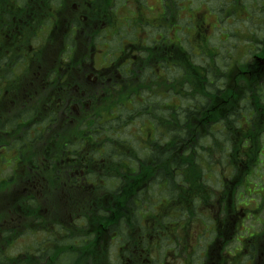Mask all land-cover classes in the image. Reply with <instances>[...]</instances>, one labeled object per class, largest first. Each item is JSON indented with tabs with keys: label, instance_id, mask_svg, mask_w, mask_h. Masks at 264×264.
<instances>
[{
	"label": "flooded vegetation",
	"instance_id": "af4514ba",
	"mask_svg": "<svg viewBox=\"0 0 264 264\" xmlns=\"http://www.w3.org/2000/svg\"><path fill=\"white\" fill-rule=\"evenodd\" d=\"M84 3L14 0L4 7L0 1V264H67L68 237L72 236L66 229L68 210L76 211L75 219L80 220L84 203L90 204V198L84 200L87 192L99 187L94 172L113 176L112 179L117 176L114 169L106 171L101 166L105 160L104 151L99 148L100 137L87 134L106 126L101 125L99 116L114 104L116 87L131 93L128 102L133 110L145 111L151 118L152 107L164 109L163 93L159 90L163 89L166 73L179 74V41L165 36L163 31L157 32L155 40L145 32L137 43L123 39L120 48L103 56L110 46L104 43L99 47L96 40L100 22H106L98 10L86 8ZM51 14L61 17L63 23L45 19ZM199 18L200 23L193 21V30L200 43L206 44L211 22L207 23L205 15ZM255 24L264 25V6L258 8ZM113 28L109 30L116 34L118 27ZM140 41L154 45L145 48ZM263 45L264 39L258 40L257 52L264 58ZM247 73H251L248 67L240 71L242 78ZM153 84L156 86L151 87ZM144 87L149 95L136 93ZM175 102L173 99L172 104H165L168 111L178 107ZM149 118L153 129L147 132V144L143 146L148 159L135 161V149L127 146L125 153L130 164L122 173L129 177L119 176L120 180L129 181L137 175L139 190L145 186L140 183L145 168L159 169L151 153L165 147L171 138L165 133L164 139L155 142L159 127ZM176 127L178 121L173 125ZM66 138L77 140L73 148L60 150L51 143ZM101 138L103 142H115L111 136ZM42 152L45 154L40 157ZM61 154L63 158L52 159ZM4 171L7 172L3 174ZM36 192L43 194V199H35ZM37 202L46 206L47 216H51L53 203L55 208L59 206L62 229L26 228L30 217L24 219V207L35 213ZM70 219L74 221L73 215ZM27 234L42 238L24 252H15L13 244ZM76 243L80 245L82 240L77 239Z\"/></svg>",
	"mask_w": 264,
	"mask_h": 264
},
{
	"label": "trees",
	"instance_id": "16d2710c",
	"mask_svg": "<svg viewBox=\"0 0 264 264\" xmlns=\"http://www.w3.org/2000/svg\"><path fill=\"white\" fill-rule=\"evenodd\" d=\"M0 1L1 6L6 7L8 4L12 5L14 0ZM82 1L88 3L92 9H98L104 21L111 22L110 15L115 10V0ZM180 52L184 58L187 56L185 51L180 50ZM182 68L186 70L185 68H189V66L184 64ZM198 69V67L195 68L194 75L202 82L203 75L198 73ZM227 79L229 80V77ZM202 83L204 84V82ZM205 91L203 88L194 91V93L199 92L204 95L205 105L201 110H185L180 114L183 120L179 122L178 127L168 126L169 136L179 134L180 141H183L178 149L180 154L174 160L171 159L175 143L170 142L165 144V147L158 148L154 153H151L150 157H152L154 165L158 167L163 163L165 167L163 170L155 171L153 168L146 167L141 173L143 180L140 181L145 186L140 190L138 189L137 175L118 185L115 184L117 183L116 179L108 180L105 174L93 173L94 180L99 184V187L87 192L84 200L90 198V204L84 203L81 212L82 219L78 222L75 219L76 211L68 210L66 229L72 234L69 238L74 239L79 236L81 237L79 239L82 240L80 245L77 244L79 250L72 252L73 259L70 264H159L161 245L169 240H174L178 244L180 240H185L192 228L189 223L196 218L200 219V217H193L199 214L201 207L212 202L211 192L213 189L209 188L211 184L206 178L211 170L214 171L210 165L218 164L220 160L217 158L221 157L224 165L232 168L233 177L235 176L234 183L238 180L240 172L244 176L256 166L262 149L264 105L261 101L264 102V94L252 90L254 93L252 97L257 104V109L253 112L255 109L253 101H250L251 104L248 106L245 103L239 104L233 84L225 91L228 101L226 104L220 102L224 91H219V88L205 89ZM211 99L212 103H210ZM209 104L213 106L209 107ZM204 113L208 116L203 117ZM243 116L250 119L248 125L239 123ZM199 119L211 123L204 128H198L193 124V121L197 122ZM204 120H200L202 124ZM216 122L219 125L215 131ZM98 142H103L102 138ZM123 156H126V153L114 154L112 152L106 156L105 161L110 162L115 168L106 162L101 166L106 171L114 169L119 176H128L127 173L121 172L124 166H118L115 161L116 158ZM229 180H225L228 181L227 186L232 183ZM161 185H163L162 189L165 193L176 198H163L162 202L157 205L151 201V197ZM107 186L114 188L106 190ZM226 189V193H228L230 188ZM77 198L80 200L81 196ZM224 203H226V210L223 211L222 216L205 218L217 219V224L213 239L207 243L206 260L202 264L218 262L221 246L226 245L227 240L230 239L227 234L232 215L228 213L227 207H233L229 198ZM182 214L190 218L187 217L189 220L182 226L181 235L180 230H177L175 226H180L179 219ZM25 215L34 216L26 222V226L30 229H62L64 225L60 220L59 206L55 208L50 218L42 215L39 206H36L35 213L25 209ZM70 215H73L74 221H71ZM112 241H117L120 245L118 262L111 258L113 256L111 254ZM157 248L158 250H156Z\"/></svg>",
	"mask_w": 264,
	"mask_h": 264
},
{
	"label": "rangeland",
	"instance_id": "374dc122",
	"mask_svg": "<svg viewBox=\"0 0 264 264\" xmlns=\"http://www.w3.org/2000/svg\"><path fill=\"white\" fill-rule=\"evenodd\" d=\"M181 6H179V15L177 16L178 18V23L175 25V31L179 32L178 33V39L182 43L185 44V46L189 47L191 45L190 40L193 42V44H198L197 41H193L191 34L189 33L188 29L191 31V24L190 20L192 17V14H196L197 12H202L204 7H209L208 0H179ZM233 3V0H228ZM129 2H132L131 0H115V3L118 4V22L114 26L113 29H115L117 26L121 27V24L126 22V19L129 17H137V18H143L144 20H148L150 22H143L141 20H137L135 18H130L128 19V22L125 23L122 28L117 32V34H114L113 31L109 30L110 28L108 27L107 32H103L100 34L98 37V40H96V44L99 45V47L103 46L104 43H108L112 51L117 50L120 48L121 45V40L127 41L126 38L131 37L129 40V43H137L138 39H143L144 33H138V31L144 30L145 32H150L152 34V40L156 39V34L157 32L161 29L163 26L162 24L156 25L160 23L158 20L160 18V13L162 9V5L160 0H148V5L145 4L143 8H148L147 10L143 11V14L140 15L141 10L137 8H134L133 6L129 5ZM134 3V2H132ZM205 3V4H204ZM211 3L213 4V8L219 7L220 8V0H211ZM243 3L245 7L247 6H252V0H243ZM204 4V6H203ZM235 5L241 7L240 1H235ZM138 5V4H137ZM190 5L192 7V10H196L193 13L188 12ZM217 8V9H219ZM182 10L181 14L180 11ZM235 11V10H234ZM159 14V16H158ZM190 17V18H189ZM233 17H228V23H230L233 19ZM213 20V18L211 17ZM214 21V20H213ZM154 23V24H153ZM216 25V23H214ZM215 26L212 29L211 35L213 36L212 39H210L211 44L215 43L217 44L218 42L221 41H226L225 44H231V47H229L230 50L236 51L238 46H237V41H239L237 38H239V35L242 31H238V34L234 32V30H229V34L226 32V34H223L220 32V30ZM173 29V27H172ZM136 33V34H135ZM107 35V36H106ZM246 35V34H245ZM119 39V40H118ZM224 44V45H225ZM249 45H247L248 47ZM201 50V49H200ZM116 53V52H115ZM246 53V52H245ZM103 56L108 57V53L103 52ZM241 57L245 54L243 52L239 54ZM235 56V59L233 58ZM231 56V57H223L220 55L219 62L221 65L225 66L229 64L232 60L238 59L237 54ZM233 58V59H232ZM212 65L215 67L217 66L214 63V60L210 61ZM217 62V61H216ZM189 84H192L191 80H187ZM174 87H177L179 84H181L180 79H175L173 82H171ZM196 86V85H195ZM148 92L144 90L143 95H147ZM124 95V94H123ZM164 98V97H163ZM132 103L129 101L126 103L125 106H123L124 110H121L118 112L117 116L115 118L111 117L110 122L106 124V126H111L106 132V135H110L113 137L119 136L121 139L128 140L127 137L130 139L134 138V142H138L139 147H143L147 144V140H145V137L147 135L148 131H152L153 125L152 123L146 121L147 123H141V120H139L137 125H135V121L138 118H133L131 121L128 119L134 115H136V111L133 110V106L131 105ZM143 112V111H141ZM148 119L150 116L146 115ZM138 117V116H136ZM151 119V118H149ZM153 123L155 121L151 119ZM127 121L128 124L124 125ZM146 132V133H145ZM6 164V161L4 162ZM213 167V165H211ZM7 171H4L3 174H5ZM264 175V169L262 173ZM262 181H264V177H262ZM254 187V186H253ZM240 197V194H238V198ZM253 197H257L254 196ZM246 200L251 204V206H255V202L252 199H247ZM258 200V199H257ZM242 211H247V213H250L249 206L245 205L242 208ZM264 215V214H263ZM262 217V216H261ZM260 217V218H261ZM201 227H203L202 222H198ZM183 223H181L180 228L182 227ZM261 225L259 224L258 220L253 219V218H246L243 223L241 228L239 229V235L237 239L230 244L228 247V251L232 254L230 257V260L232 264H251L252 259L250 255V249L244 248L243 249V243L245 240V237L248 236L247 230L252 231H258L260 229ZM194 227L192 226V230ZM193 232H195L193 230ZM180 233L182 235V230L180 229ZM196 233V232H195ZM42 235H35V234H27L24 238L19 239L15 244H13V250L16 251H21L24 252L27 246H30L31 244H36L38 241L37 239H41ZM77 238H81L77 236ZM207 237L203 236L201 238L195 237L194 234H191L190 237L186 240L184 243L185 246H188V250L186 247V250L181 249V247H177V244L173 241H166L164 244L161 245L160 247V256L165 259L168 264H182V261L187 260V255L190 257L191 264H200L205 257V246L207 242ZM75 241H73V244ZM68 245H70L69 239H68ZM119 247L118 242H114L111 249H112V254L114 257L117 255V250ZM241 252V253H240ZM240 253V254H239Z\"/></svg>",
	"mask_w": 264,
	"mask_h": 264
},
{
	"label": "bare ground",
	"instance_id": "6f19581e",
	"mask_svg": "<svg viewBox=\"0 0 264 264\" xmlns=\"http://www.w3.org/2000/svg\"><path fill=\"white\" fill-rule=\"evenodd\" d=\"M209 3V7H205L207 13L213 18V22L216 23V27L220 30V32L223 34H226V32L229 34V30H234V32H236V34H238V31H242L239 35V38H237L239 41H237V50L236 51H232L229 49V47H231V44L226 43V41H221L218 42L217 44L212 43L208 46H206V48L198 50L196 52H191L189 53L184 59H182V61H178L177 65L179 68H182L184 64L190 66V65H194V64H199V63H207L210 62L218 57L223 56V57H231L237 54V56H240L239 54H241L243 52V54H246L247 51H249L250 47L246 45L245 42H243L244 40H246L247 38H249L250 36L253 35L254 30L251 28H248L244 25H242L239 21L237 20H232L230 23H228V17L225 16V14L227 12H230V8H231V3L228 0H220V5H221V9L222 12L217 9L218 7H214L213 8V4L211 3V0H208ZM205 4V3H204ZM53 6H58L57 4H53ZM49 21L56 23L58 25H61L63 23V19L61 17H59L58 15H54L51 14L48 18ZM43 19V21L45 20ZM42 21V23H43ZM190 34L192 32H189ZM246 34V35H245ZM193 41H197L200 42L199 38H198V34L196 33H192L191 36ZM191 44L193 43L190 40ZM225 44V45H224ZM246 52V53H245ZM162 65L164 66V69L168 70L169 68L166 67L167 63L163 62ZM205 105V99L201 96H192L189 97L187 99H185L182 104L175 110V111H165L161 108H155L152 107L151 109V118L156 121L158 127H159V132L156 134V136L154 137V141L155 142H160L162 139H164L165 137V133H169L168 131V125L173 124L176 120V118L178 116H181V112H184L185 110H201ZM37 112V111H36ZM35 112V113H36ZM33 115L32 112L29 113V116L31 117ZM111 126H101L96 128L93 132L88 133V136H92L93 138H98L101 136H110V135H106L107 134V130L110 128ZM179 134H174L171 136L170 138V143H175V150L172 151L171 153V159L174 160V158L178 157L179 151V147L182 144L183 141H180L179 138ZM77 143V140L75 139H70V138H66L63 139L61 141L56 142V148L60 149V150H64L66 148H73V145H75ZM178 143L179 146H178ZM138 146V142H134V141H130L128 144V148L131 150L136 149ZM53 150H55V147L52 148ZM44 152L41 153L40 157L44 156ZM116 163L118 166H127L130 164V159L126 156L123 157H118L116 158ZM163 163H161L160 166H158V168L160 170H163ZM163 185H161V187L158 189H156V191L154 192V195L151 197V201L154 203L160 199L163 198H176L173 195H168V193H165V191L162 189ZM113 186H107L105 187L106 190H111L113 189ZM36 197L35 199H43L44 195L36 192ZM39 203V202H37ZM44 211L42 212V215L46 218H50L52 216V214L55 211V206L54 203L52 205V207L50 208L52 210L51 216H47L46 215V211L47 208L45 205L39 203L38 204ZM7 228V227H5ZM10 229V228H9ZM30 229V228H29ZM3 230H8V229H3Z\"/></svg>",
	"mask_w": 264,
	"mask_h": 264
}]
</instances>
